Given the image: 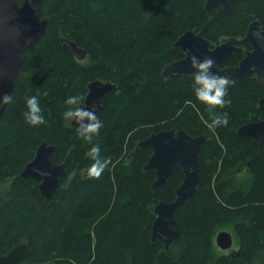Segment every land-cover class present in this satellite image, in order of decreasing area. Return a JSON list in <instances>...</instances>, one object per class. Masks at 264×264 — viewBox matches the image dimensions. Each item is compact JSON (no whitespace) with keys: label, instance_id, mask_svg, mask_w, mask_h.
Instances as JSON below:
<instances>
[{"label":"trees","instance_id":"obj_1","mask_svg":"<svg viewBox=\"0 0 264 264\" xmlns=\"http://www.w3.org/2000/svg\"><path fill=\"white\" fill-rule=\"evenodd\" d=\"M205 0H46L48 19L25 59L0 117V254L19 242L29 246L23 264H264V144L256 148L237 127L260 120L264 75L234 81L231 103L210 109L193 95L192 75H162L184 54L173 43L187 29L219 43L242 36L250 21L264 24V0H233L222 12ZM67 38L86 50L76 60L62 48ZM243 52L225 65H236ZM225 75V74H224ZM226 76V75H225ZM116 85L103 96L97 116L104 128L93 141L111 161L89 177L90 144L62 118L67 96L86 94L90 81ZM47 92V95H43ZM38 95L47 124L29 126L25 100ZM227 112V125L212 130L209 112ZM184 129L204 135L194 195L175 211L178 236L165 249L151 240L154 205L169 202L183 178L175 169L152 187L153 169L143 166L151 147L138 142L152 132ZM54 146V163L67 172L44 198L34 178L19 173L38 145ZM231 232L236 247L220 249L215 236Z\"/></svg>","mask_w":264,"mask_h":264},{"label":"water","instance_id":"obj_2","mask_svg":"<svg viewBox=\"0 0 264 264\" xmlns=\"http://www.w3.org/2000/svg\"><path fill=\"white\" fill-rule=\"evenodd\" d=\"M46 0H23L18 6L13 0L9 6L17 15L24 30V38L13 42L4 38L0 33V93L11 94L17 80L20 67L25 59L27 47L33 44L44 32L48 19L40 15V7ZM233 0H205L207 10L217 12L225 10ZM264 32V24L257 19L249 22L242 41L249 44L250 49L244 50V55L237 65L222 66L223 61L241 47L237 46V38L230 36L219 44L210 47V41L187 29L173 43L180 48L184 56L165 64L162 75L167 78L171 74L192 75L195 69L191 66V56L200 59L211 57L215 61L213 71L225 74L230 78L242 80L254 76L263 81L264 75V40H258L253 35L256 31ZM62 48L76 60H83L86 50L67 38L62 40ZM193 76V75H192ZM116 85L100 79L92 80L87 85L84 102L81 106L94 107L97 113L103 103V96ZM6 104L0 106V117ZM258 107L264 111V94L258 100ZM75 126V122L70 123ZM239 135L250 137L252 144L260 148L264 144V116L260 120L249 121L237 127ZM205 141L204 135L191 136L184 129H166L152 132L138 142V146L151 147L152 153L147 158L143 169H153L155 178L152 187L162 185L171 173L180 168L183 178L175 188L172 201L159 200L154 205L155 218L151 225L150 239H159L165 249L178 236L175 211L186 200L191 198L199 181L201 145ZM54 146L41 142L33 156L21 169L19 176L23 179L34 178L38 181V189L44 198H49L56 191L59 181L66 177L63 163H54ZM216 245L222 250L232 248L233 237L230 231L220 230L215 236ZM233 250V249H232ZM29 251L25 242H19L8 251L0 254V264H22ZM49 264H55L51 262Z\"/></svg>","mask_w":264,"mask_h":264},{"label":"clouds","instance_id":"obj_3","mask_svg":"<svg viewBox=\"0 0 264 264\" xmlns=\"http://www.w3.org/2000/svg\"><path fill=\"white\" fill-rule=\"evenodd\" d=\"M13 0H0V33L4 38L17 42L24 38V30L20 21L17 19V13L9 6ZM18 6H22L23 0H15ZM258 40H264V32L256 31L253 33ZM215 61L211 57L200 59L191 56V66L195 69L193 83L191 85L193 95L197 100L204 103L210 109H223L225 105L231 103L228 97L229 86L234 83L228 76L221 75L213 71ZM43 95H47L44 92ZM85 95L81 93L67 96L64 101L69 107L62 112V118L69 123L75 122L76 135L84 142L90 144L87 156L91 160L87 168L89 177L99 178L111 161L102 155V149L99 143L93 141L100 135L104 128V121L100 119L92 107L81 106ZM13 97L7 93H0V106L12 102ZM26 110L23 112L24 121L29 126H39L47 124L46 116L43 114L40 99L38 95H30L25 100ZM211 117L208 127L212 130L217 127L227 125L229 122L227 112L210 111Z\"/></svg>","mask_w":264,"mask_h":264},{"label":"flooded vegetation","instance_id":"obj_4","mask_svg":"<svg viewBox=\"0 0 264 264\" xmlns=\"http://www.w3.org/2000/svg\"><path fill=\"white\" fill-rule=\"evenodd\" d=\"M249 25V24H248ZM248 27V26H247ZM246 30H247V28H246ZM245 34H246V31H245V33L242 35V36H238V35H236L235 37L237 38V46H240L241 48L239 49V50H237V51H242L243 52V55H244V50L245 49H250V46H249V44H247V43H245V42H243L242 41V39H243V37L245 36ZM231 36H234V35H231ZM228 37H230V36H228ZM228 37H226L225 39H227ZM224 39V40H225ZM224 40H222V41H224ZM222 41H220V42H222ZM219 42V43H220ZM219 43H216V44H211V42H210V47H213V46H215V45H217V44H219ZM183 52V51H182ZM236 52V51H235ZM234 53V52H233ZM184 54V53H183ZM243 57V56H242ZM227 59V58H226ZM225 59V60H226ZM224 60V61H225ZM241 60V59H240ZM239 60V61H240ZM224 61H223V63H222V66H234V65H225L224 64ZM238 61V62H239ZM238 64V63H237ZM236 64V65H237ZM221 75H224V74H221ZM227 76V75H226ZM263 111V110H262ZM175 131H177V130H175ZM18 244V243H17ZM15 246V245H14ZM12 248V247H11ZM8 251V250H7ZM26 260V259H25ZM24 263V262H23ZM22 263V264H23Z\"/></svg>","mask_w":264,"mask_h":264},{"label":"rangeland","instance_id":"obj_5","mask_svg":"<svg viewBox=\"0 0 264 264\" xmlns=\"http://www.w3.org/2000/svg\"><path fill=\"white\" fill-rule=\"evenodd\" d=\"M225 38H226V36H222V37H220L219 41H222V40H224ZM8 184H9V181H5V182L1 183V184H0V191H1L2 189H4L5 187H7ZM234 247H236V243L233 241L232 248H234ZM232 248H231V249H228V250H226V251L230 252V251H232Z\"/></svg>","mask_w":264,"mask_h":264}]
</instances>
